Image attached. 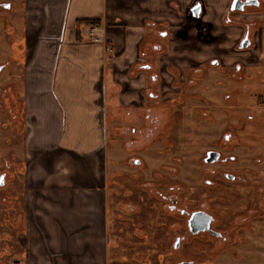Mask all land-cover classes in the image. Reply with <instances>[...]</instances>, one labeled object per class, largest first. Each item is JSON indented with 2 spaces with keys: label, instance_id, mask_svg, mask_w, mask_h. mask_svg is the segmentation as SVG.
Here are the masks:
<instances>
[{
  "label": "crops",
  "instance_id": "obj_1",
  "mask_svg": "<svg viewBox=\"0 0 264 264\" xmlns=\"http://www.w3.org/2000/svg\"><path fill=\"white\" fill-rule=\"evenodd\" d=\"M258 1L243 11H231L232 0H23L19 11L9 8L8 24L22 29L27 48L19 110L24 203L13 221L23 250L0 264H107L110 119L122 104L143 107L145 86L153 87L151 74L162 65L189 72L191 86L207 77L214 58L224 73L236 70L235 80L246 68L264 72ZM90 19L103 27L104 41L88 38ZM246 32L252 44L240 48ZM5 54L3 70L12 63ZM257 100L264 110V90Z\"/></svg>",
  "mask_w": 264,
  "mask_h": 264
},
{
  "label": "rangeland",
  "instance_id": "obj_2",
  "mask_svg": "<svg viewBox=\"0 0 264 264\" xmlns=\"http://www.w3.org/2000/svg\"><path fill=\"white\" fill-rule=\"evenodd\" d=\"M1 2L14 6L17 12L23 0ZM12 14L9 8L0 7V60L5 58V53L8 58L9 53L14 63L0 70V92L12 80L17 85L19 79V91L15 93L18 99L7 101L11 107L18 108L24 97L20 72L27 48L22 29L8 24ZM205 70L207 77L180 97L184 99L180 111L171 102L158 103L145 96L142 108L122 104L110 119L113 133L106 136L107 264H178L173 256L192 259L194 264L264 261V223L259 221L264 220V110L257 100L263 94L264 72H250L246 68L243 78L234 80L231 75L237 73L232 68H224V73L219 66L209 65ZM224 92L231 93L230 97H222ZM205 99L218 101L219 108L207 107ZM3 104L0 95V176L4 175V183L0 184V259H7L23 250L18 239L21 227L14 224L21 218L18 215L23 212L24 203L23 154L19 158L24 125L18 121L13 124ZM203 110H209L214 118L206 119ZM159 115L161 118L157 119ZM171 115L174 120L168 117ZM250 115L260 120L253 121L248 118ZM229 130L234 141L224 143L222 152L232 155L234 161L225 164L204 161L211 138ZM214 137H222V133ZM134 157L141 164H135ZM212 169L218 173L213 175ZM222 171L241 178L232 181ZM142 173L159 190L173 189L183 204L210 207L219 220L224 223L231 220L226 226L229 229L223 230L231 232L232 239L225 245L181 247L176 252L169 245H145L138 237L136 224L152 223L151 216L160 213L165 205L141 190ZM208 179L213 183L208 184ZM246 217L250 218L249 223L244 221Z\"/></svg>",
  "mask_w": 264,
  "mask_h": 264
},
{
  "label": "flooded vegetation",
  "instance_id": "obj_3",
  "mask_svg": "<svg viewBox=\"0 0 264 264\" xmlns=\"http://www.w3.org/2000/svg\"><path fill=\"white\" fill-rule=\"evenodd\" d=\"M7 4H8L7 2H1L0 7L11 8V6L7 7L6 6ZM146 61L147 60H145V62ZM158 61L161 62L160 58H158ZM212 61H218L219 63V60L217 58L211 60V65H218V63L212 64ZM143 67L147 69V68H151L152 65L149 63H144ZM236 67H239V65H237ZM3 69L4 67L1 66L0 70ZM167 75L170 76V80L167 79ZM150 79H151L150 82L153 85V87L149 88L145 86V90L142 95V98L144 99L143 105L146 102V98H145L146 96L158 103L171 102L172 104L175 105V109H177L178 111H180L181 105H183V101H184V99H181L182 100L181 101L180 97L184 94L186 95V93L189 92V90L191 91L192 86L196 85L195 84L191 86V83L188 82V80L183 74V70L180 67H177L174 69V71H172L166 65H162L160 68H157V71L151 74ZM14 85L15 82L12 80L7 85L1 88V92H0L1 100L6 105L8 104L7 101L16 98L18 99V97L15 94L16 92L13 88ZM233 90L234 89H232L231 91ZM230 95L227 92H224V94L222 93V97L224 96V98H228L230 97ZM205 104H207V107L211 105L210 106L211 109L219 108L218 101L205 99ZM6 105H4V109H6L8 115L10 116L11 122L15 124L17 119L15 113L16 108H14L13 106L11 107L9 104L7 106ZM177 105H180V107H177ZM202 115L206 119L214 118L213 116H211V112L209 110H205V111L203 110ZM156 117L157 119L161 118L160 115ZM168 117L174 120L173 115ZM248 118L253 121L260 120L259 117H255V116L253 117L251 115ZM231 130L233 131V128ZM231 130L225 132L224 134L223 132L220 131L219 133H222V137L215 138L214 136L219 134L216 133L211 138L210 141L211 146H209L206 149V155L209 151H216L219 152V158L213 163L212 162L209 163L225 164V163H229L230 161H234L235 158L232 155L227 156L224 155L222 152L224 143L234 141L233 133ZM223 137L225 139L224 142H223ZM133 162L138 165L141 164V160L138 157H134ZM217 173L218 172L215 169H212L213 175H216ZM222 174L226 178L231 179L232 181L241 178L240 176H236V175H234V178H229L228 175L231 173L227 171H222ZM143 175H144L143 173L140 175L142 178L140 182L141 190L147 191V193L153 195L152 197L154 200L156 198V200H160L161 203L165 205L164 208H161L159 210L160 213H155L154 216H151L150 220L152 221V223L148 225H144V223L139 222L138 224H136L137 227L136 232L138 233V237L142 242H144L145 245L150 247H163L165 245H169L176 252V250L180 249L181 247L211 248L215 245H221V244L225 245L226 243L229 242V240L232 239L231 232L229 234L226 233L225 230H223L225 229L224 227H226L227 224L231 223V220H228L229 222L226 221V223H224L225 222L224 220H219V217L210 209V207L190 206V204L188 203L183 204L180 197L172 192L173 189L170 190L169 192L161 191L158 189V186L152 183L150 179L144 178ZM207 183L212 184L213 181L208 179ZM129 208L133 209V206L129 205ZM194 212H204V213L206 212L211 216V219L210 221H208L207 216L202 215L203 217L202 218L198 217L197 222L193 224V226L191 227V223L189 222ZM244 221L249 223L250 218L246 217L244 218ZM244 221H242V223ZM251 221L253 222L254 219L251 218ZM259 221L263 225L264 223L263 218H260ZM238 223L241 224L240 221ZM192 228L197 229V231L193 232ZM227 228L228 227H226V229ZM173 257L175 260L177 259L178 264L180 263L194 264V260L192 259H178V256L177 257L173 256Z\"/></svg>",
  "mask_w": 264,
  "mask_h": 264
},
{
  "label": "water",
  "instance_id": "obj_4",
  "mask_svg": "<svg viewBox=\"0 0 264 264\" xmlns=\"http://www.w3.org/2000/svg\"><path fill=\"white\" fill-rule=\"evenodd\" d=\"M259 3L258 0H232L231 3V7L230 9L232 11H243L245 9L246 6L248 5H257ZM10 5L7 4V7H9ZM191 12L192 15L195 17H198L201 13V3H196L195 5H193V7L191 8ZM251 44V40L249 38L248 33L246 32L244 37L241 39L240 43H239V47L240 48H246ZM218 61H212V64H217ZM1 69V67H0ZM219 158V152L216 151H209L206 155V157L204 158V160L206 162H214ZM229 178H234L233 174H229L228 175ZM4 183V175L0 176V184L2 185ZM202 215H206L207 216V220L210 221L211 216L209 214H207L206 212H194L192 214V217L190 219L191 223V227L193 226V224H195L198 220V217L202 218ZM193 229V228H192ZM197 229H193V232H196ZM180 264H189V263H180Z\"/></svg>",
  "mask_w": 264,
  "mask_h": 264
},
{
  "label": "built area",
  "instance_id": "obj_5",
  "mask_svg": "<svg viewBox=\"0 0 264 264\" xmlns=\"http://www.w3.org/2000/svg\"><path fill=\"white\" fill-rule=\"evenodd\" d=\"M88 38L94 41H104V29L97 23H92L87 28ZM106 49H109L108 45ZM264 53V47H263Z\"/></svg>",
  "mask_w": 264,
  "mask_h": 264
},
{
  "label": "trees",
  "instance_id": "obj_6",
  "mask_svg": "<svg viewBox=\"0 0 264 264\" xmlns=\"http://www.w3.org/2000/svg\"><path fill=\"white\" fill-rule=\"evenodd\" d=\"M232 11V10H231ZM87 21V23H98L99 21L98 20H96V19H90V20H86ZM22 104V103H21ZM22 107V106H21ZM21 107H18V108H16L15 109V113H16V116H17V119H16V121H18L19 122V124H21L22 123V115L19 113V110L21 109ZM16 124V123H15ZM140 257V256H139Z\"/></svg>",
  "mask_w": 264,
  "mask_h": 264
},
{
  "label": "snow or ice",
  "instance_id": "obj_7",
  "mask_svg": "<svg viewBox=\"0 0 264 264\" xmlns=\"http://www.w3.org/2000/svg\"><path fill=\"white\" fill-rule=\"evenodd\" d=\"M7 6V5H6Z\"/></svg>",
  "mask_w": 264,
  "mask_h": 264
}]
</instances>
